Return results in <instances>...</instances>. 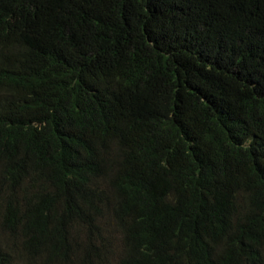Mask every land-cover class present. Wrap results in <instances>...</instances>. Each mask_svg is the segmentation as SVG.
Listing matches in <instances>:
<instances>
[{
  "label": "trees",
  "instance_id": "1",
  "mask_svg": "<svg viewBox=\"0 0 264 264\" xmlns=\"http://www.w3.org/2000/svg\"><path fill=\"white\" fill-rule=\"evenodd\" d=\"M0 193V264H264V0H0Z\"/></svg>",
  "mask_w": 264,
  "mask_h": 264
},
{
  "label": "rangeland",
  "instance_id": "2",
  "mask_svg": "<svg viewBox=\"0 0 264 264\" xmlns=\"http://www.w3.org/2000/svg\"><path fill=\"white\" fill-rule=\"evenodd\" d=\"M3 193H0V202L3 200ZM113 233L111 231H108L107 233H104V235H108L109 238H111V243L113 244V246L121 251L122 250V246L118 241V234L112 235Z\"/></svg>",
  "mask_w": 264,
  "mask_h": 264
},
{
  "label": "clouds",
  "instance_id": "3",
  "mask_svg": "<svg viewBox=\"0 0 264 264\" xmlns=\"http://www.w3.org/2000/svg\"><path fill=\"white\" fill-rule=\"evenodd\" d=\"M29 252V251H28ZM37 256V258L40 260V262L43 260V257H41L39 254H35ZM9 264H13V261L10 260Z\"/></svg>",
  "mask_w": 264,
  "mask_h": 264
}]
</instances>
